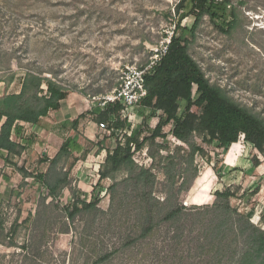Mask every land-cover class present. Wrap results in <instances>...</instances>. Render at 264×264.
<instances>
[{
  "label": "rangeland",
  "instance_id": "rangeland-1",
  "mask_svg": "<svg viewBox=\"0 0 264 264\" xmlns=\"http://www.w3.org/2000/svg\"><path fill=\"white\" fill-rule=\"evenodd\" d=\"M179 1L0 0V81L16 92L27 72H42L70 91L76 116L87 113L77 127L68 120L53 135L31 134L21 156L6 160V152L0 154V264H162L154 249L178 222H162L147 239L132 244L151 221L149 209L153 207L157 222L171 202L189 208L212 204L217 190L231 189L232 207L243 213L254 210L251 220L263 225L264 155L243 141L218 148L196 136L205 152L191 160L189 147L173 135L174 121L163 128V137L133 146V163L100 180L107 165L103 147H113L123 130L109 137L95 124L97 113L92 122L94 98L117 87L128 65L146 64L175 30L184 34L189 52L211 83L264 117V0L239 5L240 21L232 34L220 31L208 15L193 30L195 16L190 6L177 13ZM178 22L182 28L176 29ZM187 106L181 102L179 114ZM192 110L201 112L198 106ZM137 113L135 129L143 141L160 113L143 108ZM67 139L70 152L54 164L46 161L44 154L55 157ZM179 145L184 150L179 152ZM171 153L175 156L166 159ZM257 155L260 164L253 172H226L225 166L237 162L248 169ZM154 163L156 179L148 202L142 199L140 173ZM37 173H44L50 184L66 175L67 181L54 197L34 178ZM184 179L189 190L180 194ZM98 198L95 208L69 217L75 203ZM105 254L110 258L97 263Z\"/></svg>",
  "mask_w": 264,
  "mask_h": 264
},
{
  "label": "trees",
  "instance_id": "trees-1",
  "mask_svg": "<svg viewBox=\"0 0 264 264\" xmlns=\"http://www.w3.org/2000/svg\"><path fill=\"white\" fill-rule=\"evenodd\" d=\"M245 3L246 0H239L238 3L233 0H180L176 11L180 13L190 6L189 12L195 16L193 30L199 26L203 17L208 15L220 31L232 34L240 21L239 5ZM179 28H182L180 22L176 25V29ZM171 39L162 60L146 78L148 94L142 100L141 108L160 113L159 121L149 137L146 136L140 141V132L135 129V124L122 118L123 105L120 102L107 105V116L99 114L101 106L98 103L89 111L98 113V122L107 123L111 129L109 137L115 138L118 129H123L124 132L123 139L116 138L113 147H103L107 165L100 173V180L107 178L112 171L120 169L127 162L133 163L131 143L136 148H141L145 140L163 137V128L171 121L175 122L173 135L189 147L191 160L196 153L205 152L202 144L195 140L196 136L218 148H230L233 143L243 141L264 155V117L237 103L222 86L211 83L189 52L183 33L178 34L175 30ZM69 96L70 91L65 86L44 76L42 72H27L22 78L19 91L6 92L0 96V154L6 152V160L21 156L27 149V143L13 138L20 122L38 124L41 118L49 116L51 111L60 110L62 101ZM183 101L187 102L188 106L179 114ZM193 106H198L201 112L193 111ZM86 114H79L70 121L71 124L77 127L87 118ZM64 125L67 126L68 122ZM71 144L67 139L55 157L47 158V155H44L45 160L56 163L63 153L70 152ZM177 149L180 152L184 150V146L179 145ZM173 156L175 155L171 153L165 158ZM255 157L258 159L252 160L248 169L237 162L233 167L225 166L226 172H253L260 164L259 155ZM155 165L157 164L154 163L148 169L142 168L140 173L145 186L142 199L148 202L152 201L150 198L152 199L153 191L150 188L156 179L153 170ZM162 167L167 170L169 165ZM34 178L54 197L57 196L60 185L67 181V175L55 184L48 183L44 173H37ZM172 178H175V175ZM173 183L176 181L173 180ZM184 190H189L186 179L179 185L178 192L181 194ZM233 194L231 189L217 190V200L214 203L191 208L179 201L171 202L166 213L157 222L154 221V211L151 207V221L143 228V232L132 240V244L147 239L162 222H178V226L172 229L173 233L166 235L162 244L154 249L159 263L264 264V210L260 213V222L263 225H258L251 220L254 210L243 213L232 207L230 199ZM99 199L94 202L83 200L75 203L69 217H74L84 209L95 208ZM150 205L152 206V203ZM0 227L4 228L2 217ZM12 232H17V226H14ZM170 232L172 231L168 233ZM110 256L111 254L102 255L97 263L105 262Z\"/></svg>",
  "mask_w": 264,
  "mask_h": 264
},
{
  "label": "built area",
  "instance_id": "built-area-1",
  "mask_svg": "<svg viewBox=\"0 0 264 264\" xmlns=\"http://www.w3.org/2000/svg\"><path fill=\"white\" fill-rule=\"evenodd\" d=\"M172 35H170L165 43L156 49L155 53L146 62V64L128 65L123 70V74L121 75V79L117 87L104 95L94 98V100H96V102L101 106L99 111L100 115L107 116V105L120 102L123 105V109L121 111L122 118L128 119L129 121L133 122V124L140 122L137 119L139 118L137 111L139 108H141L142 100L148 94V89L146 86L147 75L152 72L154 67L162 60L163 56L168 50L169 44L171 43ZM95 115L96 113H89V118H92V122H95L93 120ZM95 124L100 130L107 132L108 136L111 135V129L108 128V125L105 121L95 122ZM122 130L123 129H118L117 132H122ZM120 139H123V135ZM131 146H134V144L131 143ZM104 154H106V152Z\"/></svg>",
  "mask_w": 264,
  "mask_h": 264
},
{
  "label": "crops",
  "instance_id": "crops-1",
  "mask_svg": "<svg viewBox=\"0 0 264 264\" xmlns=\"http://www.w3.org/2000/svg\"><path fill=\"white\" fill-rule=\"evenodd\" d=\"M6 92H9L8 86L4 81H0V96L5 94ZM72 100L73 98H71V96L63 100L60 110L51 111L49 116L41 118L39 123L36 125L20 122V127L18 131L14 133L13 138L22 140L24 143L30 145L29 143L32 142V140H30L29 142H27V140L28 138H30L31 134L35 133L44 136L53 135L54 131H56V128L58 127V124L64 123L68 120H74L79 115L78 114L76 116L75 114L76 109L73 106Z\"/></svg>",
  "mask_w": 264,
  "mask_h": 264
}]
</instances>
